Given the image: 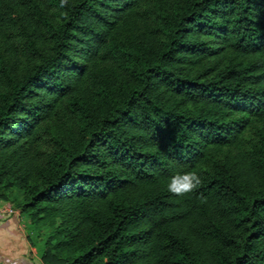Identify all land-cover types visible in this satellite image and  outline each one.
<instances>
[{"label": "trees", "instance_id": "1", "mask_svg": "<svg viewBox=\"0 0 264 264\" xmlns=\"http://www.w3.org/2000/svg\"><path fill=\"white\" fill-rule=\"evenodd\" d=\"M0 43V201L45 264H264V0H0Z\"/></svg>", "mask_w": 264, "mask_h": 264}, {"label": "crops", "instance_id": "2", "mask_svg": "<svg viewBox=\"0 0 264 264\" xmlns=\"http://www.w3.org/2000/svg\"><path fill=\"white\" fill-rule=\"evenodd\" d=\"M1 203L2 201L0 207ZM7 203L11 204L5 202ZM0 264H45L37 252V247L29 242L17 214L0 212Z\"/></svg>", "mask_w": 264, "mask_h": 264}, {"label": "clouds", "instance_id": "3", "mask_svg": "<svg viewBox=\"0 0 264 264\" xmlns=\"http://www.w3.org/2000/svg\"><path fill=\"white\" fill-rule=\"evenodd\" d=\"M67 4V0H61V6ZM200 183L199 177L195 173L177 174L171 178L168 190L177 195H184L193 191Z\"/></svg>", "mask_w": 264, "mask_h": 264}, {"label": "rangeland", "instance_id": "4", "mask_svg": "<svg viewBox=\"0 0 264 264\" xmlns=\"http://www.w3.org/2000/svg\"><path fill=\"white\" fill-rule=\"evenodd\" d=\"M12 44H14V43H11V42H9L8 43V47L9 46H11ZM0 46H1V43H0ZM11 54H16V52H12ZM4 202V203H3ZM5 202H7V201H2V203L1 204H5ZM19 217H20V221L23 223V225H24V229L26 230V232H27V226L28 225H31V226H33L31 223H30V220L26 217V215L25 214H19L18 215ZM35 234L36 233H31V235L33 236L32 238H34V239H38L37 241H36V243H38L37 245H35V246H37V252L39 253V250H40V248H39V246H41L42 245V241H41V239H40V237H38V236H42V234H43V232L40 234V232L39 233H37V235L35 236ZM28 237V236H27ZM42 239H43V237H42ZM29 240V239H28ZM29 242H31L30 240H29Z\"/></svg>", "mask_w": 264, "mask_h": 264}, {"label": "built area", "instance_id": "5", "mask_svg": "<svg viewBox=\"0 0 264 264\" xmlns=\"http://www.w3.org/2000/svg\"><path fill=\"white\" fill-rule=\"evenodd\" d=\"M0 212L5 213V214H20V211L17 207H14L11 204H2L0 207Z\"/></svg>", "mask_w": 264, "mask_h": 264}]
</instances>
